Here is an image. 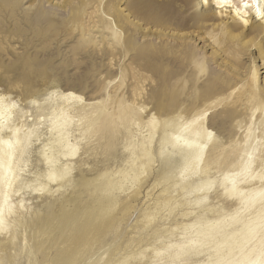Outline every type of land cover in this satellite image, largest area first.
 Masks as SVG:
<instances>
[{"label":"rangeland","instance_id":"374dc122","mask_svg":"<svg viewBox=\"0 0 264 264\" xmlns=\"http://www.w3.org/2000/svg\"><path fill=\"white\" fill-rule=\"evenodd\" d=\"M50 2L0 0V94L15 103L11 122L17 124L24 118L21 133L29 132V145L17 164L18 176L5 207L7 216L11 214L7 218H16L17 224L11 232L0 231V264L207 263L209 247L199 249V254L180 259L171 257L180 249L176 245L190 249L192 243L184 241L195 238L188 224H196L195 217L208 205L214 209L218 206L216 214L206 216L213 221L230 217L236 207L230 200L220 198L217 170L209 175L210 190L207 184L201 191L177 194L173 184L181 175L182 165L176 162L172 168L178 178L175 175L172 178L169 169L162 168L167 157L161 153L165 147L160 144L166 129L163 123L180 111L199 110L207 113L206 123L214 139L220 135L218 122L222 115L230 125V135L241 134L234 121L243 119L246 124L249 119L242 114L245 110L241 105L246 102L247 94L256 92L264 105V74L257 76L255 84L249 75L254 56L258 55L257 47L248 43L240 51H228L225 44L221 49L201 48L208 33L217 35L218 31L201 23H195L194 28L188 22L190 12L201 11L198 0ZM189 54L195 56L198 66H205L204 72H198L189 63ZM256 62L263 72L262 62L258 59ZM66 91L83 96L78 106L91 103L89 117L97 118V122L92 130L85 129L86 121L81 119V114L71 113L70 141L76 147V154L67 164L65 159L58 163L66 166L64 177L71 183L57 192L56 184L46 179L48 167L43 155L49 154L50 143L55 139L50 115L63 106L60 95ZM218 99L226 100L219 104ZM121 104L126 106L121 109ZM101 108L104 111L99 113ZM107 114L116 120L112 125L104 124ZM150 114L158 119L157 127L149 126ZM258 114L252 126L257 135L263 132ZM152 127H155L153 132ZM141 135L145 140L142 145L154 139L150 147L155 156L138 171L137 177L144 183L141 186L140 179L135 180L129 174L122 187L115 189L113 211L107 212L109 207L97 202L91 192L97 196L100 192L96 189H102V183L112 179L113 174L116 182L124 178L116 171L123 168L130 172L139 163L132 164V157L142 146ZM258 156H264L262 144H258L254 155ZM106 170L110 172L100 177ZM191 170L184 177H189ZM85 176L86 180L82 181ZM40 186L47 190L50 187L52 193L33 190ZM162 189L175 192L177 200H186L187 206L179 201L169 202L170 205L160 202ZM148 193L150 198L146 196ZM204 196L209 200L196 203ZM46 201L51 202L50 207ZM11 233L13 238H5Z\"/></svg>","mask_w":264,"mask_h":264},{"label":"bare ground","instance_id":"6f19581e","mask_svg":"<svg viewBox=\"0 0 264 264\" xmlns=\"http://www.w3.org/2000/svg\"><path fill=\"white\" fill-rule=\"evenodd\" d=\"M47 1L48 0H46V2ZM243 1L229 0L226 5L221 7L219 6L220 0H198L197 5L201 7V11L195 12L196 14L193 11V13L190 12V15L187 19L191 25L193 24L192 26L194 28L196 27L195 23H201L204 27L212 26L213 31H218L217 35L208 33V36H206V43H204L205 45L201 46V48L203 47L207 49V51L211 50L212 47L221 49V46L223 44H225V46H228V51H231L233 49L240 51L241 49H243V46L247 45L248 43L250 44L249 46L255 45L257 47L256 51L258 52V55L257 57L256 55L254 56L253 65H251V70H249L250 78L253 80V84H255L257 76H263L264 74V71L260 72V66H258L256 62L257 59L259 60V62H262L261 69L264 70V17L256 15V9L252 4V0H248V8L243 7ZM61 2L63 3V1ZM61 2L60 4H62ZM256 2L259 5L260 10L264 11V0H256ZM125 11H127V9ZM125 15L127 16L128 13H126ZM244 21H246V23ZM132 22L133 21H131V23ZM145 29L147 28H144V30ZM192 39L194 38L191 37V40ZM196 39L202 41L200 37H196ZM187 59L191 65H195V67L198 68V72H204L205 66H198L193 54H189ZM217 66H219V64ZM262 78V80H264V77ZM60 98L63 100V106L53 110L52 114L50 115L52 128L55 131V139L53 143L49 142L50 144H52L51 148L49 147V154L43 155L44 163L47 165L45 166L48 167V170L46 169L48 171L46 179L48 178V180L56 184L57 192L64 186L65 188H67L68 186L66 187V185L68 183H71V180H66L64 177L66 175V166L63 164L65 167L64 168L61 165L59 166L58 164L60 159H65L67 164L68 162L72 161V156L76 154V147L74 149L70 141L73 123L71 113L79 112L81 114V119H85L86 121L85 129L92 130L97 122V118L89 117V106L91 105V103H85L83 105L81 104V106H78V104L83 101V96L77 95L73 91H66L65 93H62L60 95ZM226 99H218L217 101L219 104H222ZM37 102L38 101L36 100L35 103L37 104ZM241 105L244 106L243 111L245 110L242 114L249 116L246 124H243V119H240L238 121H236L235 119L234 121V126L238 130H241V134L237 133L234 135H230V125H227L226 118H224L222 115L221 120L218 122L220 135L216 139H214V137L212 136L213 133L206 123V115L204 111L194 110L193 112H187V109L178 112L170 120H164L163 129L164 127H166V129L164 130V133H162L164 135L163 137L161 136L162 138L160 140V144L162 146L165 145V147L169 148V150L165 147L162 148V150L160 149L161 153L167 154L165 160L163 159L164 162H162V168L169 169V174L171 173L172 178H174L173 175L175 174H173L172 172V168L175 167L174 163L181 162V175H179V179L174 181L173 184L175 187H177V194L178 192L184 194V192L192 193L195 191H201L202 188H205V185L207 186V184H209L208 190H210L212 178H209V175L212 173V171L217 170L220 173V198H224L223 200H230L231 203L236 207L233 215L228 214L231 218L229 216H227V218L220 217V219L214 221L206 219V216H208L209 214H214L218 206L216 207V209H214V207L208 205L209 208L206 206L207 208H204L205 211H203L202 209L203 212H199L195 217V221L196 219H198L197 223L192 221L196 224H188L190 225L191 229H193L191 234L195 239H190L184 242L192 243V246L190 247V249L184 250L185 245L175 244L180 249L178 250V252H175L174 256H172L171 258L180 259L188 255L190 256L193 254H199V249L209 247L208 249L210 250L208 252L207 259L208 262L203 264H264V226H262V219H264V195H262V193H264V179H261V177H264V156H258L259 159L258 157H254L258 149V144L264 145V105H262V100L259 98L256 92L247 94L246 102ZM14 106L15 103L13 101L9 100L5 95L0 94V221L3 222L2 225H0V231L3 229L9 230V232H11L12 228H16L17 219H8L7 217L11 214L7 216V214L5 213V210L7 208L5 207L8 204L10 191L15 184L18 176H16L15 172L17 170V164L20 160H22L21 157H23L22 155L25 153V148L29 143V132L28 134L21 133V130L25 125V121L23 120L24 118L21 121L16 122L17 124H13V121L11 122V115L13 114V109L15 108ZM124 106L126 105L121 104V109L124 108ZM103 111V108H101L99 113H102ZM258 112V121L262 125L263 132L257 135L253 131L252 126L253 118ZM241 115H239V117H241ZM156 119L157 118H155V115L150 114L148 120V123H150L149 126H151V124L153 126L156 123ZM104 122V124L112 125L116 122V120L114 117H110L107 114ZM159 123L161 122L159 121ZM155 127H157L156 124ZM155 127H152V132L153 128ZM143 136L141 138V145L142 142L144 143L145 141H143ZM152 140L154 139L151 138L150 143L146 144L147 142H145V144L140 146L137 153L134 154L132 152V155L134 154V156L132 157V164L137 163V161H139V163L133 165V168L130 167V172L129 170H121L123 168L116 171V174H123L124 178H118L116 182L115 174H113L112 179L108 178L105 182L102 183V189H96L97 193L100 192V194L96 196L94 191L91 192V195L95 197V200H97V202H101V204L107 205L109 207L108 209H106L107 212H110V210H112V208L116 205L114 200V197H116L115 189L118 190V188L122 187V181L125 178L127 179L129 177V174H132L131 177L135 180L140 179L138 183L142 186L143 180H141L140 177L138 179V171L145 168L146 165H149L155 156L152 147H150ZM9 144H11V148H9ZM151 145L153 146V144ZM44 150L45 149H43V152ZM202 162L204 163L203 165L201 164ZM200 165L203 167H200ZM246 167H250V173L247 175L244 172ZM188 169H192L188 174L190 176L184 177ZM108 170L101 172L100 177H103L107 173H109L110 171L107 172ZM71 171L69 173H71ZM175 177L178 178V175H175ZM85 178L86 176L81 178L82 181H85ZM49 189L50 187L48 188L47 192L51 190ZM162 190L163 191L159 193L160 202L162 200L163 202H165V204H168L169 202L173 201V204H175V202L179 201V204H186L187 206L186 200H177L178 197L176 196L177 194L174 195L175 192H169V190L167 189ZM49 193L52 192L50 191ZM183 194L181 195L184 196ZM146 196L148 198L149 193ZM206 200L209 199H207V196H204L200 201L198 200L196 203L201 204V202H206ZM46 204L47 207L51 206V202L46 201ZM159 205H161V203ZM159 205L157 204V206ZM188 205H190V203ZM8 207L10 208V206ZM150 211L154 212L155 210ZM221 211L222 210H220V212ZM246 211H248V213L243 214ZM150 215L151 214L148 212V215L146 217L149 218ZM184 215H187V212H184ZM184 228H186V225ZM9 235V237L7 236L5 238H13L12 233ZM169 246L170 245H168L167 247ZM2 261H4V259Z\"/></svg>","mask_w":264,"mask_h":264},{"label":"snow or ice","instance_id":"6c2138e0","mask_svg":"<svg viewBox=\"0 0 264 264\" xmlns=\"http://www.w3.org/2000/svg\"><path fill=\"white\" fill-rule=\"evenodd\" d=\"M229 2V0H220V4L219 6H224L226 5L227 3ZM252 4L253 6L255 7L256 9V15L260 16V17H264V11H261L260 10V7L259 5L257 4L256 0H252ZM243 7L244 8H248L249 7V3H248V0H244V4H243ZM246 23V21H244ZM205 115H207V113H205ZM9 148H11V144L8 145ZM245 174H249L250 173V167H246L245 170H244ZM255 178V177H253ZM51 179V177H50ZM261 179H264V177H261ZM34 191H38V192H43V191H46L47 189L43 186H40V187H37L35 189H33ZM262 195H264V193H262ZM2 221H0V225H2ZM262 226H264V219H262Z\"/></svg>","mask_w":264,"mask_h":264}]
</instances>
